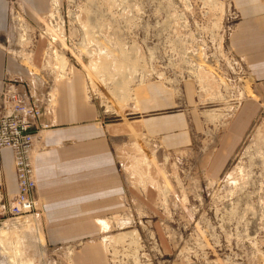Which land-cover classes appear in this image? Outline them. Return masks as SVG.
Returning a JSON list of instances; mask_svg holds the SVG:
<instances>
[{"label": "rangeland", "instance_id": "374dc122", "mask_svg": "<svg viewBox=\"0 0 264 264\" xmlns=\"http://www.w3.org/2000/svg\"><path fill=\"white\" fill-rule=\"evenodd\" d=\"M261 32L264 0H0V58L50 82L82 78L128 189L122 214L71 240L49 239L37 214L14 220L0 208V264H264V79L252 70ZM8 78L24 84L7 73L0 86ZM157 87L172 100L151 97ZM247 100L254 117L217 169ZM182 112L189 146L168 150L146 134L144 119Z\"/></svg>", "mask_w": 264, "mask_h": 264}, {"label": "crops", "instance_id": "0c3cea01", "mask_svg": "<svg viewBox=\"0 0 264 264\" xmlns=\"http://www.w3.org/2000/svg\"><path fill=\"white\" fill-rule=\"evenodd\" d=\"M261 33L254 45L256 51L264 55V32ZM0 60L1 82L7 73L21 75L31 100L36 105L46 106L43 120L52 124L38 143L35 156L38 230L57 241L96 234L102 230L106 218L123 213V199L128 192L108 124L102 121L96 104L86 95L80 76L50 82L44 80V75L37 76L26 68L21 69L11 58L1 56ZM252 70L257 79H264V56L252 60ZM148 91L151 97L163 95L160 101L172 100L168 92L159 87ZM47 94L52 97L48 104L45 101ZM143 109L142 113L148 110L147 103L143 104ZM254 110L257 105L247 100L232 121L229 140L220 147L223 152L215 158L217 169L233 155L244 126L254 117ZM189 121L188 115L182 112L153 116L144 119L143 123L146 134L159 138L166 149L176 150L189 146L192 140ZM2 170L0 208L7 207L18 191L10 149L2 152ZM89 262L88 258L81 260L84 264Z\"/></svg>", "mask_w": 264, "mask_h": 264}, {"label": "built area", "instance_id": "2783aa9c", "mask_svg": "<svg viewBox=\"0 0 264 264\" xmlns=\"http://www.w3.org/2000/svg\"><path fill=\"white\" fill-rule=\"evenodd\" d=\"M51 102L50 94L45 97ZM46 106L36 105L30 98V91L18 78H8L0 86V174L2 152L10 149L18 180V191L10 204L2 209L19 220L25 216L34 217L39 208L35 191L37 187L35 149L38 135L52 127L44 121Z\"/></svg>", "mask_w": 264, "mask_h": 264}, {"label": "bare ground", "instance_id": "6f19581e", "mask_svg": "<svg viewBox=\"0 0 264 264\" xmlns=\"http://www.w3.org/2000/svg\"><path fill=\"white\" fill-rule=\"evenodd\" d=\"M54 36V35H53ZM51 47V46H50ZM54 54L56 55L55 58L57 60V63H59V65H66L67 61L66 59H63L64 57H61L58 53V51H55ZM95 56V55H94ZM92 65L93 68H99V65L102 66V68H105L104 63L102 64L101 60H97V58L92 59ZM103 70V69H102ZM107 224L106 222L104 223V225ZM106 226V225H105ZM107 227V226H106ZM7 234V231L4 230H0V237L2 238V235ZM0 238V244H2V239Z\"/></svg>", "mask_w": 264, "mask_h": 264}]
</instances>
